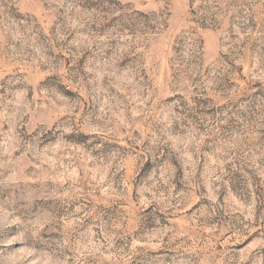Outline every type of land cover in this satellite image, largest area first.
Masks as SVG:
<instances>
[{
  "label": "rangeland",
  "instance_id": "rangeland-1",
  "mask_svg": "<svg viewBox=\"0 0 264 264\" xmlns=\"http://www.w3.org/2000/svg\"><path fill=\"white\" fill-rule=\"evenodd\" d=\"M0 264H264V0H0Z\"/></svg>",
  "mask_w": 264,
  "mask_h": 264
}]
</instances>
